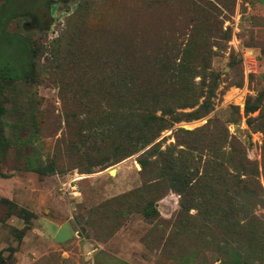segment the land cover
Segmentation results:
<instances>
[{
	"label": "rangeland",
	"instance_id": "rangeland-1",
	"mask_svg": "<svg viewBox=\"0 0 264 264\" xmlns=\"http://www.w3.org/2000/svg\"><path fill=\"white\" fill-rule=\"evenodd\" d=\"M2 109V171L78 202L85 255L42 262L264 264V0H0ZM31 128L35 162L59 157L55 174L13 169ZM117 146L132 153L113 163ZM113 197L129 203L120 216ZM4 199L0 259L31 264L35 216ZM119 217L131 232L110 244ZM41 221L73 249L70 222Z\"/></svg>",
	"mask_w": 264,
	"mask_h": 264
},
{
	"label": "crops",
	"instance_id": "crops-1",
	"mask_svg": "<svg viewBox=\"0 0 264 264\" xmlns=\"http://www.w3.org/2000/svg\"><path fill=\"white\" fill-rule=\"evenodd\" d=\"M118 170V168H117ZM117 172V171H116ZM19 180L20 187H6V181L10 180ZM24 177L22 175L13 174L9 178H0V196L6 197L11 201H15L17 205L20 207L26 208L34 214V220L32 223V228L30 229V233L33 237V240L36 241L34 244L33 250L36 253V257L32 259L31 264H52L49 258H47V262H42L43 258L49 257L51 253H63L68 254L67 259L63 260V263L67 261L69 262V257L71 254L76 252H80L81 255H85L86 248L82 244L83 236L82 233L74 226L72 222V210L77 208V203L74 206L65 205L62 197H56L52 193V189L47 186H32L29 185L28 182L23 180ZM75 188V187H74ZM80 194V192H75V195ZM42 219H51L58 221V227L61 228L65 223L70 222L72 228L75 232V243L73 249L65 247L61 243H52L51 237L46 238V231L42 226ZM122 230L116 233L115 239L122 232H131V230ZM136 232V229L135 231ZM112 240H110V244H112ZM73 246V245H72ZM121 255V254H119Z\"/></svg>",
	"mask_w": 264,
	"mask_h": 264
},
{
	"label": "trees",
	"instance_id": "trees-1",
	"mask_svg": "<svg viewBox=\"0 0 264 264\" xmlns=\"http://www.w3.org/2000/svg\"><path fill=\"white\" fill-rule=\"evenodd\" d=\"M62 54V50L61 49H57L55 48L54 50H52L50 52V58L48 59V61L50 62V65L49 67H53L55 66L58 67L59 66V62L61 61V55ZM168 60L170 63H172L176 68H185L186 67V60L185 58H177L176 56V53L174 54H171V56L168 57ZM37 67V66H36ZM41 67H47L46 65H41ZM4 113H6V111H4L2 109L1 113H0V117L1 115H3ZM24 114V113H23ZM26 116V114H25ZM28 118L25 119V122H27ZM24 121L22 123H20V126L22 129H24L25 126H27V123H25ZM30 124H28L29 126ZM35 124H32L33 127H36L34 126ZM32 129V133H30L27 137V139L25 138V140H22V142L24 143L25 142V145L27 146V151L26 152H22L21 153V157H23L22 159V164L20 166H16L14 167L13 169H19V170H28V171H34V172H37L39 174H43L44 176L46 175H51V174H55L61 167H60V164H59V157H56L55 159L51 160V162L47 165V167H43L41 165L42 162H39V163H36L35 162V159H36V155H35V150L36 148H34V143H31L30 140L31 139H35L37 138V131L34 132L33 129L34 128H31ZM114 133L113 130H110V129H105L104 126L101 127L99 129V131L97 132V136H100L101 137V140L102 141H105L106 139L110 140V134ZM20 139H23V137H20ZM60 138H58L57 140H59ZM31 144L30 147H28V145ZM130 151V152H129ZM0 152L3 154L5 151H4V146H3V140L1 139V136H0ZM132 153V150L130 149V146L128 147H115L114 148V162L113 163H117L119 161H121L122 159H124L125 157L129 156L130 154ZM41 160V158H40ZM102 161H106V160H100L99 163H102ZM90 172V171H88ZM13 175V172H4L2 171V168H1V161H0V176L3 177V178H9ZM126 195L123 196V198H125ZM126 199H119L118 197H113L111 198L110 200H107L105 202L104 205H110L113 207V205H115L116 203L117 204H122L119 208H117V210L114 208V212H116L118 215L120 213V211H124L125 209H128L129 208V203L127 201H125ZM4 202H8V203H12L13 206L16 205L15 207H17L19 213H20V216H22L25 220H26V223H27V219L29 218V210H27L26 208H23V207H20L19 205L17 204H14L10 199H4L3 200ZM29 211V212H28ZM120 216V215H119ZM122 220V221H119L118 224H116V226H114L110 232H113L112 235L108 238V240H110L116 233L117 231L122 228L123 225L126 224L127 222V218L125 219H122L121 217L118 218V220ZM117 220V221H118ZM1 253V252H0ZM0 264H3V260L0 259Z\"/></svg>",
	"mask_w": 264,
	"mask_h": 264
},
{
	"label": "water",
	"instance_id": "water-1",
	"mask_svg": "<svg viewBox=\"0 0 264 264\" xmlns=\"http://www.w3.org/2000/svg\"><path fill=\"white\" fill-rule=\"evenodd\" d=\"M109 171H110L111 174H116L117 168L113 167Z\"/></svg>",
	"mask_w": 264,
	"mask_h": 264
},
{
	"label": "bare ground",
	"instance_id": "bare-ground-1",
	"mask_svg": "<svg viewBox=\"0 0 264 264\" xmlns=\"http://www.w3.org/2000/svg\"><path fill=\"white\" fill-rule=\"evenodd\" d=\"M81 177V176H80Z\"/></svg>",
	"mask_w": 264,
	"mask_h": 264
}]
</instances>
